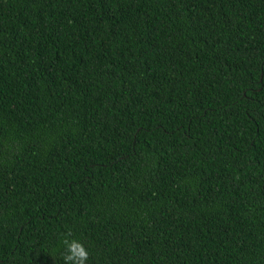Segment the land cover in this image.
Listing matches in <instances>:
<instances>
[{
    "label": "trees",
    "instance_id": "obj_1",
    "mask_svg": "<svg viewBox=\"0 0 264 264\" xmlns=\"http://www.w3.org/2000/svg\"><path fill=\"white\" fill-rule=\"evenodd\" d=\"M264 264V0H0V264Z\"/></svg>",
    "mask_w": 264,
    "mask_h": 264
},
{
    "label": "clouds",
    "instance_id": "obj_2",
    "mask_svg": "<svg viewBox=\"0 0 264 264\" xmlns=\"http://www.w3.org/2000/svg\"><path fill=\"white\" fill-rule=\"evenodd\" d=\"M70 236L71 233L62 241L67 249L66 254L63 256L65 264H87L90 255L88 250L81 242L69 239Z\"/></svg>",
    "mask_w": 264,
    "mask_h": 264
}]
</instances>
